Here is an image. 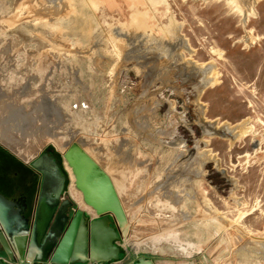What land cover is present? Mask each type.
<instances>
[{"label": "rangeland", "instance_id": "374dc122", "mask_svg": "<svg viewBox=\"0 0 264 264\" xmlns=\"http://www.w3.org/2000/svg\"><path fill=\"white\" fill-rule=\"evenodd\" d=\"M251 1L0 0V143L26 162L75 143L110 176L129 229L106 264H264V0Z\"/></svg>", "mask_w": 264, "mask_h": 264}, {"label": "water", "instance_id": "95a60500", "mask_svg": "<svg viewBox=\"0 0 264 264\" xmlns=\"http://www.w3.org/2000/svg\"><path fill=\"white\" fill-rule=\"evenodd\" d=\"M62 156L71 168L75 188L92 211L77 209L68 215L70 200L58 205L65 175L51 154L41 153L30 163L43 175L30 216L24 214L23 197L0 191V264L35 258L48 264H103L120 259L115 241L127 236L129 224L110 176L78 144H70ZM135 264L152 262L140 257Z\"/></svg>", "mask_w": 264, "mask_h": 264}, {"label": "flooded vegetation", "instance_id": "af4514ba", "mask_svg": "<svg viewBox=\"0 0 264 264\" xmlns=\"http://www.w3.org/2000/svg\"><path fill=\"white\" fill-rule=\"evenodd\" d=\"M44 152L48 155L51 154L54 157V160L60 166V169L65 175L64 190L58 205H60L64 199L70 200L71 205L66 208V213L70 215L79 208L72 197L67 194L66 184L68 176L63 168L65 160L63 159L62 154H59L57 150H53L49 147L44 148L35 158ZM32 160L26 162L0 146V191L9 197H23L27 204V208L24 211L26 216H29L31 213L32 198L38 194L43 177L40 172H37L30 167Z\"/></svg>", "mask_w": 264, "mask_h": 264}, {"label": "bare ground", "instance_id": "6f19581e", "mask_svg": "<svg viewBox=\"0 0 264 264\" xmlns=\"http://www.w3.org/2000/svg\"><path fill=\"white\" fill-rule=\"evenodd\" d=\"M251 2H256V0H252ZM248 5H250V4H248ZM252 6H253V4H252ZM251 6V7H252ZM245 14V13H244ZM250 14V13H249ZM244 20H246V17H245V19ZM203 67V66H202ZM210 69V65H206V66H204L203 68H201L200 69V71H201V78H200V82H201V84H200V88H202V87H204V85L208 82V79H206V77H205V72L206 71H208ZM198 85V84H197ZM199 87V86H198ZM241 125V124H240ZM238 125H235V126H231V125H228V124H223L221 127H220V129L222 130V131H227L228 133H232V132H234L235 131V128L237 127ZM242 126V125H241ZM212 127V126H211ZM214 128V127H213ZM209 132H212V131H210L209 130ZM236 136V134H234L233 135V137H235ZM7 144V143H6ZM6 146V145H5ZM12 152H14V154H16L17 155V157H19L20 159L22 158L23 160H25L26 159V155H25V151H23V150H19L18 148H16V147H11V148H9ZM26 161V160H25ZM67 168V171L69 172V173H71V169L67 166L66 167ZM119 188V187H118Z\"/></svg>", "mask_w": 264, "mask_h": 264}, {"label": "crops", "instance_id": "0c3cea01", "mask_svg": "<svg viewBox=\"0 0 264 264\" xmlns=\"http://www.w3.org/2000/svg\"><path fill=\"white\" fill-rule=\"evenodd\" d=\"M35 201H36V195H35V197H33L32 198V209L34 208V205H35ZM80 210H82V211H87L85 208H81V207H78ZM30 216V215H29ZM90 217H94V215H90ZM122 253H123V251L121 252V254H120V259L122 258ZM119 260H114V261H111V262H118ZM34 264H48V262H41V260H38V259H34V262H33ZM13 264H17V262L16 263H13ZM86 264H90V263H86ZM103 264H106V263H103Z\"/></svg>", "mask_w": 264, "mask_h": 264}, {"label": "built area", "instance_id": "2783aa9c", "mask_svg": "<svg viewBox=\"0 0 264 264\" xmlns=\"http://www.w3.org/2000/svg\"><path fill=\"white\" fill-rule=\"evenodd\" d=\"M17 264H34V263L33 262H28V261H17ZM90 264H94V263H90Z\"/></svg>", "mask_w": 264, "mask_h": 264}, {"label": "trees", "instance_id": "16d2710c", "mask_svg": "<svg viewBox=\"0 0 264 264\" xmlns=\"http://www.w3.org/2000/svg\"><path fill=\"white\" fill-rule=\"evenodd\" d=\"M122 255H123V253H122Z\"/></svg>", "mask_w": 264, "mask_h": 264}]
</instances>
